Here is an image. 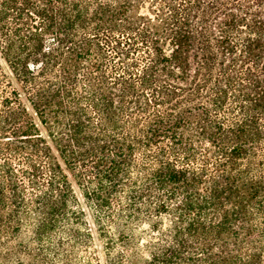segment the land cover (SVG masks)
Returning <instances> with one entry per match:
<instances>
[{
    "label": "trees",
    "instance_id": "16d2710c",
    "mask_svg": "<svg viewBox=\"0 0 264 264\" xmlns=\"http://www.w3.org/2000/svg\"><path fill=\"white\" fill-rule=\"evenodd\" d=\"M0 264H264V0H0Z\"/></svg>",
    "mask_w": 264,
    "mask_h": 264
}]
</instances>
